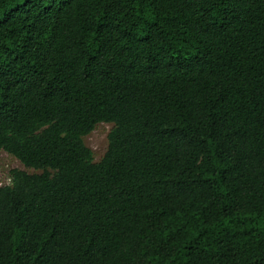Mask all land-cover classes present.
<instances>
[{
    "label": "trees",
    "instance_id": "1",
    "mask_svg": "<svg viewBox=\"0 0 264 264\" xmlns=\"http://www.w3.org/2000/svg\"><path fill=\"white\" fill-rule=\"evenodd\" d=\"M3 151L0 264H264V0H0Z\"/></svg>",
    "mask_w": 264,
    "mask_h": 264
},
{
    "label": "rangeland",
    "instance_id": "2",
    "mask_svg": "<svg viewBox=\"0 0 264 264\" xmlns=\"http://www.w3.org/2000/svg\"><path fill=\"white\" fill-rule=\"evenodd\" d=\"M112 128L113 124L111 123H99L91 133L84 137L85 144L94 153L95 161H100L104 157L108 149V135ZM15 168L29 173L41 172L33 168H27L18 159L3 151L0 153V186L10 184L11 170Z\"/></svg>",
    "mask_w": 264,
    "mask_h": 264
}]
</instances>
